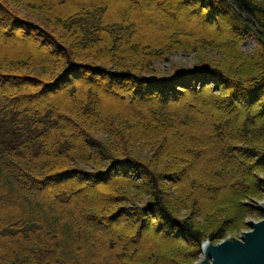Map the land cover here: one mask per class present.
<instances>
[{"label":"trees","instance_id":"1","mask_svg":"<svg viewBox=\"0 0 264 264\" xmlns=\"http://www.w3.org/2000/svg\"><path fill=\"white\" fill-rule=\"evenodd\" d=\"M65 1L60 2V9H57L54 6L56 2L50 5L48 0H0V14L5 17L11 16L6 19L1 17L6 26L13 30H20L25 26L28 32L33 31L34 28L39 30L41 36L47 39L52 38L50 41L54 44V52L58 53L55 62L46 59L40 50L33 52V55L19 53L17 57L10 52L8 56L0 58V82L8 81L12 87L14 84H20L17 85L16 92L7 103L2 95L10 94V91L15 88H6L2 82L5 88L0 94V264H91L90 253L96 248L100 249L101 244H104L102 237L106 239L111 237L109 234L103 235L100 230L94 228L93 223L100 222L96 219L97 214L94 209L97 205L83 200L75 204L76 210L71 213L65 207L64 198L60 195L52 197L47 192V188L52 184L61 185L70 180L73 181V187L70 189L80 186L78 180L94 185L106 183L107 189L111 188L113 192L122 196L121 200L131 204L138 201L139 197L136 193L131 194L130 188L127 187L129 185L122 184L118 179L111 183L112 181L109 182L108 179L119 178L121 173L125 176H134L136 172L150 182L149 188L153 192L150 195L153 198L151 204L156 213L154 220L161 222L165 234L177 238L182 234L187 244L198 247L201 251L204 240L213 242L216 239L215 234L213 235L215 231L207 236L193 223L179 222L165 206L164 199L156 194L157 179H160L159 174L164 177L171 172L176 173L172 176L175 177L174 179H181L182 175H185V173L181 174L182 170L188 166L189 161L201 160L204 155L217 148L226 149L227 153L232 154V160L236 159L241 163L250 162L256 158L255 165L246 168L248 177L251 175L254 177L258 166L264 165V145L254 143L249 145L252 139L248 140V123L253 127V131L254 127L264 130V126H258L260 121H264V110L258 111L260 103L264 107V63H260V73L249 78L248 74L234 73L231 67L225 66L223 62L218 63L219 67L212 64L214 66L205 71L198 69L195 73L183 72L164 77L155 71L151 72V69L152 63L158 61L166 53L167 48L197 53L201 49L215 51L220 47L216 46L212 40L203 38L202 41L189 46V49H181L185 47L184 42L174 38L175 35L181 34V31H176L171 25L166 26L167 29L164 26L162 33H179L169 37L166 44L161 42L159 45L155 42L153 45L154 41H151L149 43L151 45L143 46L141 41L134 42V37L130 36L133 34L130 33V27L127 28V32L121 29L122 14H119L115 23L106 16L103 9L105 4L102 1H88L82 8L72 7L67 11L64 9L65 6H62L65 5ZM227 1L199 0L197 3L204 5L203 8H208L210 11L206 20H210L209 24L212 26H221L233 20L234 24L232 22L229 25L235 32L239 33L242 28L244 32L253 35L261 42L262 59H264V4L256 0ZM23 6L26 7L25 10L31 9L33 13L21 12L19 8ZM15 12L29 18L23 19ZM43 16H45L44 19H42ZM229 16L232 18L228 19ZM30 19L36 23L31 22ZM36 24L38 27L35 26ZM110 33L113 35L112 41L107 44L105 36L108 38ZM128 33L130 34L127 35ZM182 33L187 34L183 31ZM102 41L107 45L106 48L99 50L96 44L102 45ZM140 51L143 52L144 57L135 56ZM117 52L118 55H116ZM33 56L37 57L36 61L32 58ZM203 58L199 60L203 61ZM58 61H64L66 73L63 78L56 79L58 80L56 85H50L47 80L55 78L50 70ZM213 63L216 62L213 61ZM107 64L112 69L106 70ZM202 64L200 68L205 66L204 63ZM2 70L18 75L5 74V78H2ZM191 74L193 76H190ZM109 75H112V78H109ZM183 75L200 78L207 76L210 80H220V83L226 86H234V98H237L238 103L235 104V101H230L229 97H224L225 101L230 102L225 103L221 100L219 105L226 104L224 107L229 113L237 112L245 123L242 131L236 128L232 133L220 136L218 141L209 139L207 141L203 137V140H199L195 136L188 135V127L193 125V119L190 122L180 114H174L162 108L155 109L152 116L132 117L128 109L112 111L105 116L100 114L102 115L100 119L91 110L94 100L89 97L82 98L76 111L69 107L59 108V105H50L46 101L39 105L33 103L45 95L46 90L58 92L68 85L71 87L74 85L71 89L74 93L78 89L75 86L76 82L88 79L98 82L106 90H112L108 82L117 79L127 83L125 79L128 78L127 80H131L130 84L133 86L132 99H145L150 95L144 92L146 89L142 84L143 80L152 83L151 85L168 84L172 87L169 92H174V81ZM98 77L103 78L107 83H101L102 80ZM73 82L75 84H72ZM39 84L44 85L42 91L37 93L27 91L39 87ZM85 87L80 89V91L83 90L81 92L83 97H85ZM138 92L141 94L136 95ZM213 99V97H207V100L212 103H217L219 100L213 101ZM33 104L38 108L35 111ZM57 112L63 114H57ZM233 123L236 122L232 119V127ZM158 126H161L163 130ZM48 130L52 136L47 132ZM140 130L144 131L142 135ZM145 133H147L146 136H144ZM171 137L175 139L176 150L170 149L169 154L165 155L162 149L164 158L160 155L153 160V163L150 162L149 157L140 156L131 147L139 143L154 153ZM80 139H83V143ZM239 144L246 147H240ZM204 148H208L209 152L203 151ZM121 159L123 161H119ZM118 161L122 162L120 165L124 167L123 169L115 167ZM229 166V164H223L217 172L213 173L214 176H219V172ZM229 179L231 185H239V180H243L235 176ZM249 180L248 178L250 185ZM216 184L219 185V182H210V185ZM200 185L202 184L199 183L196 187L203 189L205 195L218 193V190H211ZM250 187L251 185L248 187V194L253 193ZM255 189H258L257 183H255ZM83 192L84 190L79 189L71 192V195L67 192V195H70L71 199L75 195L83 197ZM190 193L193 196L197 194L196 190ZM242 195L238 194L234 200L231 199L234 201L233 207L239 212L244 206L236 204ZM120 198L116 200L111 198L109 201L111 203L115 200V203H119ZM232 222L227 220L224 225L228 226ZM59 235L63 237L58 242ZM193 240L196 244L189 242ZM82 250L86 254L83 253L84 255L81 256L82 253L79 252ZM159 260L161 259H154L155 262Z\"/></svg>","mask_w":264,"mask_h":264},{"label":"rangeland","instance_id":"2","mask_svg":"<svg viewBox=\"0 0 264 264\" xmlns=\"http://www.w3.org/2000/svg\"><path fill=\"white\" fill-rule=\"evenodd\" d=\"M63 1L65 0H48V3L53 5L54 3L52 2H56V5H54L55 8L60 9V2ZM88 1L93 0H66L64 2L65 5L62 6H65L64 9L67 11L72 9V7L82 8L86 6V2ZM95 1H102V3L105 4L103 5L104 13L113 23L117 21V17L120 16L119 14H122L123 17L121 16V18L123 19V23L121 24L120 22L121 29L127 32V28L129 29L130 27V33H133L130 36L134 37V42L141 41L143 46L149 44L151 41H154V43H152L153 45L155 42L159 45H161V42L162 44H166L169 37L179 33H162L164 26L166 28V26L171 25L176 31H181V34L175 35L174 38H177L180 42H184L185 47L178 48L189 49V46L197 43V41H202L203 38L212 40L216 46L220 47L219 50L215 51L201 49L197 53L195 51H192V53L190 51L171 49L169 47L158 61L152 63L151 72L155 71L160 75H164V77H170L183 72L195 73L198 69H204L202 71H205L211 69L214 65L219 67L218 63L220 62H223L225 66L229 65L232 69L231 71L236 74H248V78L255 74H259L261 71L259 68L260 63H264V59H262L261 42L244 32L240 27V32H235L229 25L233 20L221 26L215 25L216 28L214 25L212 26V24H209L210 20L207 21L206 17H208L210 11H208V8H203L205 7L204 5H198L197 1L199 0ZM224 1L228 2L227 0ZM256 1L260 4H264V0ZM24 8L26 7L23 6L19 8L24 14H26L25 12L33 13L31 9L27 8L28 10H25ZM15 13L20 15L23 19L29 18L18 12ZM1 17L6 19V17L8 18L11 16L5 17L0 14V58L6 55L8 56L10 52L11 55H16L15 57H17L19 53L33 55V52L36 53V51L40 50V53L44 54L46 59L52 62L56 61L58 53L57 51H55L56 53L54 52V44L50 41L52 38L47 39L45 36H41L39 33L40 31L35 28L31 32H28L27 28H24L25 26L21 27L22 29L20 30L10 29V27L5 25ZM44 18L45 16H43L42 19ZM231 18L232 16L228 17V19ZM31 22L35 21L31 20ZM35 26L38 27L37 24ZM182 31L187 32V34L182 33ZM112 36L111 33L108 38L105 36L107 44H110L112 41ZM102 43V45L96 44L99 50L106 48L107 44L103 41ZM142 53L143 52L140 51L136 53L135 56L138 57L142 55V57H144ZM118 54L117 52L116 55ZM202 57H204L202 59L203 61H200L199 58ZM32 58L35 61L37 60V57L33 56ZM213 61L216 63H213ZM63 63L64 61H58V63H55L52 70H50L52 76H55L54 79L50 78L47 80L50 85H56L58 80L64 77L66 67L64 68ZM202 63H204L205 66L200 68L203 65ZM107 65L108 67H105L106 70L112 69L109 64ZM56 69H58V71ZM2 71V78H5V74H10V76L18 75L8 72L7 70ZM190 76L193 75L191 74ZM196 76H198V74ZM196 76L187 77L183 75L176 79V81H174V92H169L172 87H169L168 84L161 86L156 84L151 85L152 83L143 80L142 84H144L146 90L141 91L150 95L149 98L145 99H132V97H134L132 95V93H134L133 86L130 84L131 80H127L128 78L125 79L127 83H122L117 79L107 83L105 82L106 80L98 77V79L102 80L101 83H107L112 87V90H106L105 87L98 84V82L90 79L78 80L76 84L75 82L72 83L78 88L74 93L71 91L74 85L72 87L68 85L58 92L51 90L47 91L45 89L46 94L42 95L39 100L37 99L33 103L39 105L46 101L50 105H59V108L69 107L73 111H76L82 98L89 97L94 100V104L92 103L90 108L100 119H102L101 116H105L106 113L108 114L109 112L119 110L125 111L128 109L132 117L139 115L152 116L155 109L162 108L171 113L180 114L190 122L193 119V125L188 127V135L190 137L195 136L199 140H203V137L207 141L208 139L210 141H218L220 136L223 134H230L236 128L238 131H242L245 123L241 117L238 116L237 112L229 113L224 107L226 104H224V106L219 105L223 100L227 103L224 97H229L230 101H235V104L238 103L237 98H234V86H226L225 84H221L220 80H210L207 76H203V78ZM7 78L10 79L9 77ZM55 80L57 82H55ZM2 82H0V94H2L5 88L3 83L6 85V88H15L10 91V94L2 95L7 103L11 99V96H13V93L16 92L17 85L20 84H14L12 87L8 81ZM22 83L25 87L24 80ZM39 85L41 87L39 86L32 91H27L30 93L42 91L44 85ZM83 86H86L84 91L85 97H83L81 93L83 90L80 91ZM139 93L140 92L136 93V95ZM62 96L63 98H61ZM207 97H213V101L219 100L217 103H212L207 100ZM35 105L33 104L34 111L38 109ZM260 110H264L261 103L258 106V111ZM57 114L63 113L57 112ZM100 114L102 115L100 116ZM232 119L236 122L233 123V127L231 125ZM258 126L263 127L264 121H260ZM158 127L163 130L161 126ZM221 127L222 129H220ZM252 128L253 127L248 123V140H250V138L252 139V142H249L251 144H248L253 145L254 143L257 145H264V130L254 127L253 131ZM47 132L51 135L49 130ZM139 132H141V135L144 133L142 130ZM146 135L147 133L144 134V136ZM80 141L83 143V139H80ZM175 144L174 138H168L166 143L163 144L158 151L155 150L154 153L151 152L149 148L139 143L134 144V146L131 145V147H133L132 149L136 150L137 154L140 156L149 157L150 162L153 163L154 159L160 155L162 156V153L168 155L170 149L173 151L176 150L174 148ZM163 146L165 148H163ZM238 146L246 147V145L243 144H239ZM162 149L163 152L161 151ZM203 151L209 152L208 148H204ZM227 152L226 149L217 148L216 150H211L207 155H204L201 160L189 161L188 166L182 170L181 174L185 173V175H182L183 177H181V179H174L175 177L172 176L176 173L171 172L173 174L170 173V175H164V177L162 174L158 173L160 179H157L158 182L156 180L158 183L156 194L164 199L165 206L179 222L193 223L197 228L205 232L207 236H210L212 231H215L213 235L215 234L216 239L210 242V245L233 230L249 226L251 223L255 224L262 217L259 207L261 204H264V165L258 166V170L254 172V177L252 175L248 177L246 168L247 166H254L257 159L253 158L250 162L241 163L236 159L232 160V154ZM122 159L119 161H123ZM119 161V164L117 163L115 167L123 169L124 167L120 165L122 162ZM225 163L230 166L227 169H222V171L219 172V176L217 175V177H215L213 173L217 172L218 168ZM229 172L231 173L229 174ZM137 174L138 172H136L134 176H125L121 173L119 174V178L112 176L113 178L108 179L109 182L112 181L111 183L118 179L122 184L126 183V185H129L127 187L130 188L129 191L131 194L136 193L139 197L138 201L131 203L133 205L127 203L126 200H121L120 197L122 196L113 192L111 188L107 189L106 183L94 185L78 180L80 186H74L73 189H70L73 187V181L70 180L61 185H50L47 188V192L52 197L60 195L64 198L65 207L71 213L76 210L75 204H79L83 200L90 201L97 205L94 209L97 214L96 219L100 222L93 223L94 228L95 230H100V233L103 235L108 236L109 234L111 237H108V239L102 237L104 244L100 243V249L96 248L90 253L92 257L88 253L91 258V264H201L204 256L203 250L200 251L198 247L187 244L185 242L186 238H184L182 234H180L178 238L168 236L165 234L161 222H156L154 220L156 213L151 204L153 198H151L152 196L150 197V195L153 192H151L149 188L150 182ZM233 176L243 178V180H239V185H231L232 183H229V178ZM124 177H126V179H123ZM248 178L250 179L249 182L251 185L250 189L253 192L252 194H248V187L250 186ZM215 181L219 182V185H210V182ZM199 183L202 184L200 186L204 185L211 190H218V193L205 195L203 189L196 187ZM255 183L258 185V189H255ZM227 184H229L228 187ZM102 188H104V190ZM79 189L84 190L82 194L83 197L75 195L71 199L70 193L78 191ZM194 190H196L197 194L194 196L190 195V192ZM67 192L70 195H67ZM238 194H243L236 204L244 206L240 209V212L237 208L233 207L232 204V202H234L232 200H234ZM109 198L115 200L120 198V200L119 203H115V200L110 203ZM245 207L246 209H244ZM78 209L80 208L78 207ZM142 213H144V215ZM227 220L228 222H233L225 226L224 224ZM62 237L63 235H59L58 242ZM81 246L84 247L83 244H81ZM112 246H115V248H112ZM79 253H82L80 254L82 256L85 252L82 250ZM155 258H160L161 260L155 262Z\"/></svg>","mask_w":264,"mask_h":264},{"label":"water","instance_id":"3","mask_svg":"<svg viewBox=\"0 0 264 264\" xmlns=\"http://www.w3.org/2000/svg\"><path fill=\"white\" fill-rule=\"evenodd\" d=\"M259 209L262 217L255 224L207 244L201 264H264V204Z\"/></svg>","mask_w":264,"mask_h":264},{"label":"bare ground","instance_id":"4","mask_svg":"<svg viewBox=\"0 0 264 264\" xmlns=\"http://www.w3.org/2000/svg\"><path fill=\"white\" fill-rule=\"evenodd\" d=\"M112 75H109V78H112L111 77ZM228 101V100H227ZM228 102H230V101H228ZM110 176H112V175H110ZM109 199H111V198H109ZM119 210V209H118ZM142 229V228H141ZM207 240V239H206ZM205 241V240H204ZM190 243H193V244H196V242L193 240V241H189Z\"/></svg>","mask_w":264,"mask_h":264}]
</instances>
